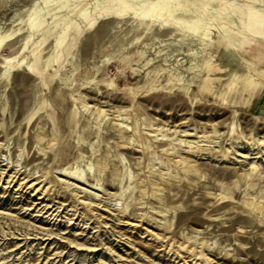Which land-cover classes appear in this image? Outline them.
<instances>
[{"label":"rangeland","instance_id":"obj_1","mask_svg":"<svg viewBox=\"0 0 264 264\" xmlns=\"http://www.w3.org/2000/svg\"><path fill=\"white\" fill-rule=\"evenodd\" d=\"M45 263L264 264V0H0V264Z\"/></svg>","mask_w":264,"mask_h":264},{"label":"bare ground","instance_id":"obj_2","mask_svg":"<svg viewBox=\"0 0 264 264\" xmlns=\"http://www.w3.org/2000/svg\"><path fill=\"white\" fill-rule=\"evenodd\" d=\"M240 154H241V153H240ZM240 154H239V156H242V155H243V156L245 157L244 154H242V155H240ZM235 155H236V154H235ZM253 158H254V157H253ZM244 159H246V158H244ZM106 218H107V216H106ZM45 234H46V233H45ZM42 235H43V234H42ZM119 236H121V235H119ZM125 239H126V238H125ZM112 254H113V253H112ZM71 257H72V255H71ZM61 259H62V258H61ZM45 261H46V260H45ZM48 263H51V262L49 261ZM45 264H46V263H45ZM69 264H70V263H69ZM83 264H84V263H83ZM122 264H123V263H122Z\"/></svg>","mask_w":264,"mask_h":264}]
</instances>
